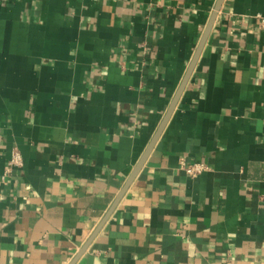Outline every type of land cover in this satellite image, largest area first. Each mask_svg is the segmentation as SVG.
I'll return each mask as SVG.
<instances>
[{
    "label": "crops",
    "instance_id": "crops-1",
    "mask_svg": "<svg viewBox=\"0 0 264 264\" xmlns=\"http://www.w3.org/2000/svg\"><path fill=\"white\" fill-rule=\"evenodd\" d=\"M217 1L0 0V264L74 262ZM261 17L264 0L224 1L74 264H264Z\"/></svg>",
    "mask_w": 264,
    "mask_h": 264
},
{
    "label": "water",
    "instance_id": "water-1",
    "mask_svg": "<svg viewBox=\"0 0 264 264\" xmlns=\"http://www.w3.org/2000/svg\"><path fill=\"white\" fill-rule=\"evenodd\" d=\"M225 0H218L217 3H216V6H215V9L212 13V16L208 22V25L205 29V32L202 36V39L198 45V48L196 50V53L194 55V58L187 70V73L175 95V97L173 98L171 104H170V107L158 129V131L156 132V134L154 135L150 145L148 146V148L146 149L144 155L142 156L140 162L138 163V165L136 166V168L134 169L133 173L131 174L130 178L128 179L127 183L125 184L124 188L122 189V191L120 192V194L118 195L114 205L112 206V208L110 209V211L107 213V215L104 217V219L102 220V222L100 223V225L98 226V228L96 229V231L94 232V234L92 235V237L89 239V241L85 244V246L82 248V250L80 251V253L77 255L76 259L74 260V262L72 264L75 263V261L80 258L84 252L86 251V249L88 248L89 244L91 243V241L93 240V238L96 236V234L99 232V230L102 228V226L104 225V223L106 222V220L108 219V217L110 216V214L112 213V211L114 210V208L116 207V205L118 204V202L120 201V199L122 198V196L124 195V193L126 192V190L129 188V186L131 185V183L133 182V180L135 179L136 175L139 173V171L141 170L142 166L144 165L147 157L149 156L150 152L152 151V149L154 148L157 140L159 139V137L161 136L162 132L164 131V128L166 127L182 93L184 92L191 76H192V73L198 63V60L200 58V55L203 51V48L208 40V37L212 31V28L215 24V21H216V18L218 16V13L219 11L221 10L222 6H223V3H224Z\"/></svg>",
    "mask_w": 264,
    "mask_h": 264
},
{
    "label": "built area",
    "instance_id": "built-area-1",
    "mask_svg": "<svg viewBox=\"0 0 264 264\" xmlns=\"http://www.w3.org/2000/svg\"><path fill=\"white\" fill-rule=\"evenodd\" d=\"M261 21L264 24V17H261ZM23 165V157L18 150H13L11 157L8 161L7 172L10 173L14 169L19 168ZM180 168L186 173L187 176L195 178L200 176L202 173L209 169V166L206 163H187L182 161Z\"/></svg>",
    "mask_w": 264,
    "mask_h": 264
}]
</instances>
